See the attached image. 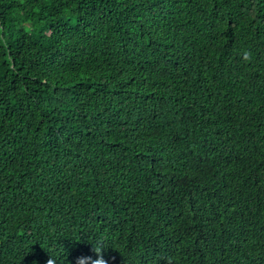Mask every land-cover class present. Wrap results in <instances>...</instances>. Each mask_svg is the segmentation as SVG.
<instances>
[{"label": "trees", "instance_id": "obj_1", "mask_svg": "<svg viewBox=\"0 0 264 264\" xmlns=\"http://www.w3.org/2000/svg\"><path fill=\"white\" fill-rule=\"evenodd\" d=\"M225 126L264 135V0H0V259L23 232L35 242L20 264L92 247L143 264L132 237L153 226L137 211L179 208L191 232L182 207L201 210L207 191L243 190L264 213V150L234 164L241 183L165 175L224 157ZM47 219L58 233L38 232Z\"/></svg>", "mask_w": 264, "mask_h": 264}, {"label": "clouds", "instance_id": "obj_2", "mask_svg": "<svg viewBox=\"0 0 264 264\" xmlns=\"http://www.w3.org/2000/svg\"><path fill=\"white\" fill-rule=\"evenodd\" d=\"M244 59H248V52L244 53ZM218 136L221 139V149L225 152L224 157L208 154L205 159L207 166L202 164L199 157H194L196 168L190 173H184L172 177L176 170L170 169L165 175L168 178L189 183L196 188L197 183L206 182V171L216 177L224 176L236 182H243L242 175L238 171L239 165L253 152L264 150V135L254 136L252 145L245 136V143L238 138L240 134L234 133L227 126L219 128ZM153 157H165L163 154L151 155ZM162 162H167L163 160ZM166 199L164 194L160 196ZM207 201L201 210L195 209L194 205L182 207L183 213L191 223L193 231L183 232L177 228L179 208L175 210L173 221L166 204L157 205L151 202L143 206L136 213L135 225L148 229L153 226V230L148 232V237L144 234H135L132 237L134 250L143 260V264H264V213H258L257 200L248 196L241 190L237 197L232 196L226 199L219 197L218 201L212 193L206 192ZM222 207L219 206V203ZM165 215V216H164ZM164 218L170 224H162ZM155 223V224H151ZM58 224L47 219L39 223V233L47 235L56 234L55 229ZM168 226V234L163 233ZM7 231V230H6ZM233 242L237 245L231 243ZM5 251L12 257L5 255L7 261L14 264L23 262L22 256L29 250L34 237L31 233H7L3 238ZM57 242L50 243L56 245ZM69 247V244H67ZM66 247V248H67ZM219 251L213 256V250ZM102 248L92 247V249L81 251L77 254L62 253L66 264H126L124 258L116 259L113 256L99 254ZM116 253V252H114ZM98 254V258L92 259ZM43 257H49L43 256ZM9 258V259H8ZM6 260L0 259V264H6ZM59 258H51L47 264H65ZM35 264H40L39 262Z\"/></svg>", "mask_w": 264, "mask_h": 264}, {"label": "bare ground", "instance_id": "obj_3", "mask_svg": "<svg viewBox=\"0 0 264 264\" xmlns=\"http://www.w3.org/2000/svg\"><path fill=\"white\" fill-rule=\"evenodd\" d=\"M87 93H88V92H87ZM83 219H84V218H83ZM83 219H82V220H83ZM84 221H85V220H84ZM88 221H89V220H88ZM93 230H94V229H93Z\"/></svg>", "mask_w": 264, "mask_h": 264}]
</instances>
